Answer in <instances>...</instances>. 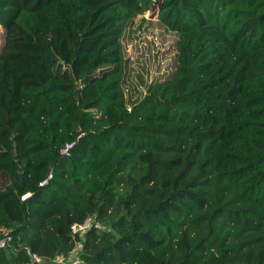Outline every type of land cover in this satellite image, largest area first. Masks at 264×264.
Instances as JSON below:
<instances>
[{
	"label": "trees",
	"instance_id": "1",
	"mask_svg": "<svg viewBox=\"0 0 264 264\" xmlns=\"http://www.w3.org/2000/svg\"><path fill=\"white\" fill-rule=\"evenodd\" d=\"M30 1L0 0V264H264V0Z\"/></svg>",
	"mask_w": 264,
	"mask_h": 264
},
{
	"label": "rangeland",
	"instance_id": "2",
	"mask_svg": "<svg viewBox=\"0 0 264 264\" xmlns=\"http://www.w3.org/2000/svg\"><path fill=\"white\" fill-rule=\"evenodd\" d=\"M95 1V5L92 7V13L98 10L101 6L110 2L111 0H92ZM38 0H31L30 6H35ZM146 18L153 19L155 14H152L151 11H147L145 14ZM148 25V24H146ZM142 38H144L143 43H140L141 51L145 53L144 47L148 45V41L153 40L157 47L161 48V50L166 49L174 36L171 34H163L162 31L155 26L150 25L147 30H144L142 33ZM147 40V41H146ZM147 54V53H146ZM16 79L12 76V74L7 72V69L4 65V62L0 60V105L2 107V124L7 127V129L12 133L17 132L18 126H14V124L10 123V120H14V113L12 112V101H13V93L16 89ZM13 134V133H12ZM12 151V150H11ZM12 157H14L13 152H11ZM43 179V178H42ZM41 179V180H42ZM76 254V249L72 253V255ZM75 258V257H74Z\"/></svg>",
	"mask_w": 264,
	"mask_h": 264
},
{
	"label": "built area",
	"instance_id": "3",
	"mask_svg": "<svg viewBox=\"0 0 264 264\" xmlns=\"http://www.w3.org/2000/svg\"><path fill=\"white\" fill-rule=\"evenodd\" d=\"M70 146H71L70 144H67V145L62 149V152H63V153H66V151L68 150V148H69ZM51 177H52V172L49 171V172L47 173V175H46L42 180H40V182H39V186H44L45 184H47L48 181H49V179H50ZM30 195H31V193L27 192V193H25V194H23V195L21 196V199L24 200V199L28 198ZM90 223H91V218L88 217V218L84 219V221L81 222V223H74V224L72 225V228L74 229V231H77V230H84L85 228H87V227L90 225ZM6 240H7L6 237H4V238H0V246H3V245L6 243ZM62 257H63L62 255L57 256V260H58L59 262H61V261H62Z\"/></svg>",
	"mask_w": 264,
	"mask_h": 264
},
{
	"label": "water",
	"instance_id": "4",
	"mask_svg": "<svg viewBox=\"0 0 264 264\" xmlns=\"http://www.w3.org/2000/svg\"><path fill=\"white\" fill-rule=\"evenodd\" d=\"M28 254H29V256H30L31 258L34 257L33 254H32V252H31L30 250H28Z\"/></svg>",
	"mask_w": 264,
	"mask_h": 264
}]
</instances>
